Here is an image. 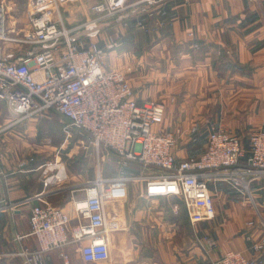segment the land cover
Returning a JSON list of instances; mask_svg holds the SVG:
<instances>
[{
  "label": "crops",
  "instance_id": "obj_1",
  "mask_svg": "<svg viewBox=\"0 0 264 264\" xmlns=\"http://www.w3.org/2000/svg\"><path fill=\"white\" fill-rule=\"evenodd\" d=\"M161 19L164 26L154 32L115 23L112 37L119 33L120 39L111 54L119 49L112 57L119 64L110 58L107 65L127 74L139 101L151 98L164 106V129L181 134L174 151L179 160L200 155L211 129L219 125L238 135L248 158L251 133L264 128V0H170ZM13 135L0 136L8 142L0 161V264H25L16 255L15 235L30 233L34 205L62 208L75 224L74 202L85 197L91 182L68 177L44 187L40 163L20 158L30 156L34 146L14 144ZM212 192L215 219L194 225L185 210L186 222L179 226L175 204L158 208L127 191L107 211L106 240L114 249L109 260L85 263L78 245L71 244L66 247L70 264H209L229 251H245L264 264V251L251 249L264 238V179L247 196L226 184ZM206 238L216 249L209 251ZM25 243L38 247L34 237ZM44 264L65 263L55 250Z\"/></svg>",
  "mask_w": 264,
  "mask_h": 264
},
{
  "label": "built area",
  "instance_id": "obj_2",
  "mask_svg": "<svg viewBox=\"0 0 264 264\" xmlns=\"http://www.w3.org/2000/svg\"><path fill=\"white\" fill-rule=\"evenodd\" d=\"M82 1L31 0L26 40L10 36L15 31L5 29V12L0 9V102L16 116L0 127V136L27 118L56 111L69 127L87 133L94 145L113 151L122 163L134 162L162 172L142 177L146 198L178 197L194 225L216 217L212 188L227 184L242 195L250 194L253 184L264 179L263 127L251 133L246 159L240 138L219 125L211 129L200 155L179 160L174 151L181 134L164 129V106L152 99L139 101L126 73L107 69L106 52L117 48L120 35L110 37L103 47L100 39L105 23L154 32L164 26L161 14L170 0H92L90 18L67 27L62 9ZM7 42L29 48L19 53L8 49ZM1 143L0 161L6 157ZM39 168L44 187L68 180L59 161ZM2 177L0 170V183ZM84 192L85 197L74 202L75 224L66 210L51 203L33 206L30 233L15 235L19 243L16 255L25 264H44L55 250L70 264L66 247L71 244L78 245L85 263L109 260L106 234L110 227L102 185L89 184ZM29 236L36 239L37 248L25 243ZM206 244L209 251L216 249L213 240L206 238ZM251 249L263 252L264 238ZM209 264L259 262L245 251H229Z\"/></svg>",
  "mask_w": 264,
  "mask_h": 264
},
{
  "label": "rangeland",
  "instance_id": "obj_3",
  "mask_svg": "<svg viewBox=\"0 0 264 264\" xmlns=\"http://www.w3.org/2000/svg\"><path fill=\"white\" fill-rule=\"evenodd\" d=\"M92 2V0H85L64 6L61 14L66 26H75L89 19L91 16L89 7ZM30 3L31 0H0V9L5 12V20L3 21L5 29L15 31L10 36L23 40L28 39L26 34L29 28L28 12ZM110 22L105 23L103 37L100 39L103 47H105L108 39L115 32L111 29L115 23ZM148 31L152 32V30ZM147 45L150 46L151 42H148ZM6 46L8 49H17L19 53H24L29 48L26 44L14 42H7ZM118 50L115 51V54L112 53L113 55L111 54L112 50H107L105 55L106 64L110 65V58L113 59V56L119 54ZM112 61L119 64L118 60L114 61L113 59ZM114 64L116 65V63ZM107 69H111L110 66L107 65ZM130 75L136 76L134 71ZM12 119L13 113L5 103L0 102V124L4 121L11 123ZM7 132L14 134L12 136L14 144L21 145L25 149L29 147L28 144L34 146L30 156L20 157L22 161H36L40 165L59 161V164L66 170L69 179L74 177L82 180L88 179L91 181L88 184L99 183L102 185L107 211H112V202L122 199L123 195L128 191L140 203H155L158 208L164 203L165 207L175 204L177 224L181 226L186 222L184 213L186 208L178 197H165V202L163 198L150 200L145 197L144 188L146 182L142 180V177L162 172L145 169L142 165L134 162L122 163L113 151L102 145L99 147L94 145L87 133L69 127L67 120L56 111L34 115L13 126ZM7 143L2 141L1 144L4 146ZM41 172L40 174H42ZM119 178L121 180L117 181L116 179ZM120 227L123 228V226H118L117 229H121ZM181 236L182 232L180 234L177 232V238H181ZM113 252L114 249H111V254Z\"/></svg>",
  "mask_w": 264,
  "mask_h": 264
},
{
  "label": "flooded vegetation",
  "instance_id": "obj_4",
  "mask_svg": "<svg viewBox=\"0 0 264 264\" xmlns=\"http://www.w3.org/2000/svg\"><path fill=\"white\" fill-rule=\"evenodd\" d=\"M109 232V230L107 231V233Z\"/></svg>",
  "mask_w": 264,
  "mask_h": 264
}]
</instances>
